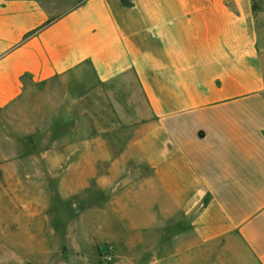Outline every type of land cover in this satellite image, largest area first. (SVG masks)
I'll return each instance as SVG.
<instances>
[{
	"label": "crops",
	"instance_id": "crops-1",
	"mask_svg": "<svg viewBox=\"0 0 264 264\" xmlns=\"http://www.w3.org/2000/svg\"><path fill=\"white\" fill-rule=\"evenodd\" d=\"M254 4L0 0V110L52 90L53 120L69 133L38 137L51 146L35 153L82 157L67 167L68 193L76 181L99 199L90 221L101 228L122 212L162 254L179 243V254L213 260L196 264H264V33ZM11 165L0 168L9 186Z\"/></svg>",
	"mask_w": 264,
	"mask_h": 264
},
{
	"label": "rangeland",
	"instance_id": "rangeland-1",
	"mask_svg": "<svg viewBox=\"0 0 264 264\" xmlns=\"http://www.w3.org/2000/svg\"><path fill=\"white\" fill-rule=\"evenodd\" d=\"M255 8L257 14L263 11L259 26L264 33V0H255ZM52 98V90L45 89L0 110V168L12 163L13 176L12 186L0 178V264L211 263L210 255L201 258L195 250L187 257L179 254V243L175 253H160L163 248L151 245L154 240L148 228L129 229L130 217L122 212V219L113 215L117 221L108 223L106 229L99 221H90L95 219H90L96 216L91 210L100 205L99 199L97 203L85 195L76 181L74 192L68 193L67 188L75 179L67 167L83 164L82 157L56 161L35 153L51 146L38 137L69 133L53 120ZM21 153L28 154L19 157ZM107 161L110 165L120 160ZM107 193L106 201L114 200V194Z\"/></svg>",
	"mask_w": 264,
	"mask_h": 264
},
{
	"label": "trees",
	"instance_id": "trees-1",
	"mask_svg": "<svg viewBox=\"0 0 264 264\" xmlns=\"http://www.w3.org/2000/svg\"><path fill=\"white\" fill-rule=\"evenodd\" d=\"M254 8H255V4H254ZM255 10H257V9L255 8Z\"/></svg>",
	"mask_w": 264,
	"mask_h": 264
}]
</instances>
